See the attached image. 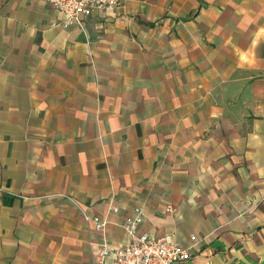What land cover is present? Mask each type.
I'll list each match as a JSON object with an SVG mask.
<instances>
[{
  "label": "crops",
  "instance_id": "0c3cea01",
  "mask_svg": "<svg viewBox=\"0 0 264 264\" xmlns=\"http://www.w3.org/2000/svg\"><path fill=\"white\" fill-rule=\"evenodd\" d=\"M62 19L0 0V264H94L135 208L177 264H264V0Z\"/></svg>",
  "mask_w": 264,
  "mask_h": 264
},
{
  "label": "built area",
  "instance_id": "2783aa9c",
  "mask_svg": "<svg viewBox=\"0 0 264 264\" xmlns=\"http://www.w3.org/2000/svg\"><path fill=\"white\" fill-rule=\"evenodd\" d=\"M52 8L59 11L63 19L59 26L63 29L72 26L84 28L85 20L94 12L113 13L117 11L122 0H45ZM111 211L118 213L117 208ZM145 213L141 208H135L132 216L125 220V229L130 240L120 246H112L105 242L100 244V251L95 256L94 264H177L191 259L195 243L183 248L167 238L150 237L147 234L137 236L139 227L144 222ZM92 221L97 231L106 228L107 222L99 217Z\"/></svg>",
  "mask_w": 264,
  "mask_h": 264
}]
</instances>
